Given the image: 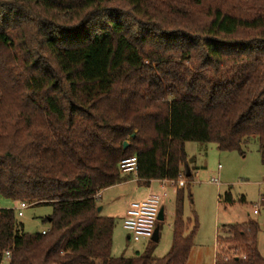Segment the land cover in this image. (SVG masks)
<instances>
[{"label": "trees", "instance_id": "trees-1", "mask_svg": "<svg viewBox=\"0 0 264 264\" xmlns=\"http://www.w3.org/2000/svg\"><path fill=\"white\" fill-rule=\"evenodd\" d=\"M250 138L264 162V0H0V197L52 209L44 234L0 209V264H186L183 185L158 259L112 256L100 192L126 158L141 184L171 182L186 143ZM258 228L228 226L214 264H264Z\"/></svg>", "mask_w": 264, "mask_h": 264}, {"label": "rangeland", "instance_id": "rangeland-1", "mask_svg": "<svg viewBox=\"0 0 264 264\" xmlns=\"http://www.w3.org/2000/svg\"><path fill=\"white\" fill-rule=\"evenodd\" d=\"M185 152L191 177H183L182 182L174 185H162L154 192L162 197L161 207L164 208V220L157 224L160 226V241L154 246L150 240H126L121 226L122 197L127 192L110 190L103 191L101 198L98 196L99 215L115 222L112 256L139 257L151 246L153 258L165 256L172 242L176 186L183 185V218L192 228L196 226L186 264H214L216 252L220 249L217 242L227 236V227L251 221L258 224L256 250L264 258V162L256 138H250L243 145L242 153L224 152L214 144L193 142L185 144ZM213 179L217 184L212 183ZM18 206V203L0 197V209L16 210ZM51 213L48 206H29L17 221L22 224L24 232L35 234L48 229L45 220ZM6 263L5 260L1 264Z\"/></svg>", "mask_w": 264, "mask_h": 264}, {"label": "built area", "instance_id": "built-area-1", "mask_svg": "<svg viewBox=\"0 0 264 264\" xmlns=\"http://www.w3.org/2000/svg\"><path fill=\"white\" fill-rule=\"evenodd\" d=\"M121 174L136 175L137 165L136 158L129 157L122 160L119 164ZM180 176L177 181H171L170 184L182 182ZM212 183L217 184L216 179ZM163 196H166L164 193ZM161 198L159 195L150 194L141 201L132 202L127 207L125 217L123 218L122 228L127 233L129 240L140 242L141 240L152 239L155 229L158 226V214L161 207ZM29 206L25 203L19 204L15 210L17 217L22 216V211ZM45 231H42L44 234ZM8 256V254H6Z\"/></svg>", "mask_w": 264, "mask_h": 264}, {"label": "crops", "instance_id": "crops-1", "mask_svg": "<svg viewBox=\"0 0 264 264\" xmlns=\"http://www.w3.org/2000/svg\"><path fill=\"white\" fill-rule=\"evenodd\" d=\"M190 175H192V174H190ZM121 177L123 178V181L120 184H117L113 187L107 188L103 191L107 192L110 190H120V191L127 192V194L124 197H122L124 200V202H123V213H122L123 218L125 217L127 207L129 206L130 203L141 201L144 198H146L148 195L155 194L154 192L158 191L160 186L170 183L167 181L153 180V181L148 182V184L144 185V184H141V182L137 179L136 175L121 174ZM103 191L100 192L99 198H101V195H102L101 193ZM162 209H164V208L162 207ZM121 228H122V226H121ZM159 228H160V226H159ZM126 240L128 242L130 241L127 233H126ZM159 241H160V234H159ZM159 241H158V243H159Z\"/></svg>", "mask_w": 264, "mask_h": 264}, {"label": "water", "instance_id": "water-1", "mask_svg": "<svg viewBox=\"0 0 264 264\" xmlns=\"http://www.w3.org/2000/svg\"><path fill=\"white\" fill-rule=\"evenodd\" d=\"M128 146L127 143H124L123 144V148L126 149ZM190 176V173L189 171L187 172L186 174V177L188 178ZM98 212L100 211V209L98 208L97 210ZM164 220V210L161 208L160 211H159V214H158V222H162ZM159 231H160V228L159 226L156 227L155 229V232H154V235L151 239V242L154 243V244H157L158 241H159Z\"/></svg>", "mask_w": 264, "mask_h": 264}]
</instances>
